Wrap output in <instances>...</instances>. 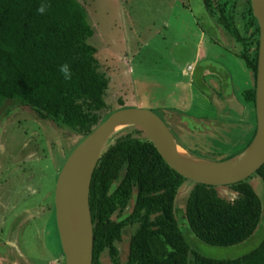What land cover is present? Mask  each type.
Returning a JSON list of instances; mask_svg holds the SVG:
<instances>
[{"label":"trees","instance_id":"1","mask_svg":"<svg viewBox=\"0 0 264 264\" xmlns=\"http://www.w3.org/2000/svg\"><path fill=\"white\" fill-rule=\"evenodd\" d=\"M41 6L43 13L38 11ZM202 6L219 34L228 37L223 38L224 44L233 40L240 47L239 53H228L253 74L254 85L242 96L255 110L259 27L250 0H202ZM90 20L80 0H0V109L9 101L17 112L5 111L51 122L64 136L78 139L73 149L118 107H124L122 99L117 108L107 102L110 80L93 46L97 33ZM219 48L228 51L224 45ZM64 64L69 65V79L59 70ZM214 87L210 81L207 90ZM165 116L167 121L160 118L174 128V120ZM134 128L137 136L126 134L106 144L92 175V264H103V258L109 264H264V238L243 256L210 259L192 249L178 225L180 216L197 240L212 247L247 241L264 217L263 200L249 179L257 177L264 184V165L244 181L219 186L229 191L222 195L219 187L194 183L171 169L144 132ZM219 129L221 136L213 135L214 145L225 151L241 148V153L254 138L256 115L242 130L223 122ZM188 130L177 132L183 135ZM190 143L200 147L197 151L220 150L207 148V138L198 134ZM182 186L188 195L180 209L175 201ZM47 211L54 220L53 206ZM127 228L132 232L122 260L118 244L125 241Z\"/></svg>","mask_w":264,"mask_h":264},{"label":"rangeland","instance_id":"2","mask_svg":"<svg viewBox=\"0 0 264 264\" xmlns=\"http://www.w3.org/2000/svg\"><path fill=\"white\" fill-rule=\"evenodd\" d=\"M80 1L96 29L92 45L109 77L107 102L113 108L122 99L124 108L148 109L166 121L165 114H169L175 127L165 122L172 126L170 131L177 144L200 159L219 162L239 154L241 148L225 151L220 144L214 145L213 135L221 136L222 122L242 130L254 121V107L242 96L245 89L254 85L253 74L242 60L228 53H239L241 49L233 40L224 44L223 38L228 37L224 33L222 37L214 27L202 0ZM225 74L228 76L224 77ZM245 77L249 85L246 88L243 87ZM219 78L226 84L224 100L219 99V88L215 86ZM208 81L213 82V89L207 90ZM221 106L222 112L229 116L224 121L216 118ZM14 109L9 101L0 109V252L7 253L10 260H0V264H65L52 214L47 209L53 205L58 174L78 139L64 136L49 121L5 111ZM203 114L214 118L207 123L200 117ZM179 128L182 132L189 129L191 133L179 135ZM135 130L134 127L117 130L108 142L126 134L137 136ZM195 134L207 138V148L220 150L197 151L200 147L190 143ZM20 176L23 179L19 183ZM249 183L264 203L262 181L252 177ZM182 187L175 201L180 209L188 195L187 188ZM217 190L222 195L229 193L221 187ZM5 201L12 202L13 208H8ZM178 217L179 228L188 244L210 259L243 256L264 238L263 217L247 241L233 247H212L197 240L186 220ZM13 227L17 230L16 240L10 247L7 240ZM129 232L131 228L124 231L125 241L118 244L122 260ZM103 264H109L108 258H103Z\"/></svg>","mask_w":264,"mask_h":264},{"label":"water","instance_id":"3","mask_svg":"<svg viewBox=\"0 0 264 264\" xmlns=\"http://www.w3.org/2000/svg\"><path fill=\"white\" fill-rule=\"evenodd\" d=\"M250 2L259 27L256 132L251 143L232 158L209 161L181 149L166 123L151 110L134 107L112 113L72 151L55 182V222L65 264H92L90 184L103 149L119 129L130 126L140 128L171 169L198 184L212 187L236 184L264 165V0Z\"/></svg>","mask_w":264,"mask_h":264},{"label":"crops","instance_id":"4","mask_svg":"<svg viewBox=\"0 0 264 264\" xmlns=\"http://www.w3.org/2000/svg\"><path fill=\"white\" fill-rule=\"evenodd\" d=\"M233 55V54H232ZM234 56V55H233ZM235 57V56H234ZM219 76L220 77H223L222 76V74L221 73H219ZM226 76V74L224 75V77ZM213 83V82H212ZM246 83H247V79H246V77H245V82H244V88H246V87H248L249 85H246ZM216 87H218L219 88V99L220 100H224V94H225V88H226V84L223 82V80H221L220 78H219V83L218 84H216L215 85ZM222 106L219 108V117H216V118H218V119H221L222 121H224L225 119H227V118H229V116L228 115H226V114H224L223 112H222ZM247 110H248V112L250 111V107H248L247 106ZM201 118H206V117H210L211 119H213L214 118V116H212V115H201L200 116ZM224 119V120H223ZM176 123H177V121H175ZM188 133H191L190 132V130H188ZM182 149V148H181ZM184 150V149H183Z\"/></svg>","mask_w":264,"mask_h":264},{"label":"flooded vegetation","instance_id":"5","mask_svg":"<svg viewBox=\"0 0 264 264\" xmlns=\"http://www.w3.org/2000/svg\"><path fill=\"white\" fill-rule=\"evenodd\" d=\"M1 184V183H0ZM0 203H1V200H0ZM3 204V203H2ZM5 204L8 206V208H13L12 206H13V203L12 202H8V203H6V201H5ZM53 215H54V220H52V222H53V224H54V226H55V229H56V222H55V209H54V201H53ZM52 211V210H51ZM26 213H24V215H25ZM56 232H57V229H56ZM16 233H17V230H16V228L15 227H13V228H11V230H10V232H9V238H8V240H7V242H8V245L10 246V247H13V242L16 240ZM57 237H58V235H57ZM59 238V237H58ZM0 260H3V261H10L9 260V258H8V255H7V253H5L4 252V254H3V251L2 252H0Z\"/></svg>","mask_w":264,"mask_h":264},{"label":"clouds","instance_id":"6","mask_svg":"<svg viewBox=\"0 0 264 264\" xmlns=\"http://www.w3.org/2000/svg\"><path fill=\"white\" fill-rule=\"evenodd\" d=\"M38 11L40 12V13H43L44 11H45V8L43 7V6H41V8L40 9H38ZM188 69H190V67H188ZM60 72L64 75V77H65V79H69L70 77H71V72H70V69H69V65L68 64H64V65H62L61 67H60ZM124 108V107H123ZM123 108H121V109H123ZM116 112V111H115ZM167 125V124H166ZM131 127H135V126H131ZM168 128H169V126H168ZM170 129V128H169ZM120 130V129H119ZM114 134H116V132L114 133ZM85 139V138H84ZM81 143V142H80ZM79 143V144H80ZM78 144V145H79Z\"/></svg>","mask_w":264,"mask_h":264}]
</instances>
